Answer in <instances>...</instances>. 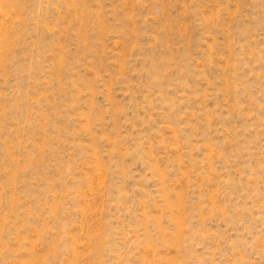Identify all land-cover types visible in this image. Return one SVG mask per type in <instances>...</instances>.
<instances>
[{
  "label": "rangeland",
  "instance_id": "obj_1",
  "mask_svg": "<svg viewBox=\"0 0 264 264\" xmlns=\"http://www.w3.org/2000/svg\"><path fill=\"white\" fill-rule=\"evenodd\" d=\"M0 264H264V0H0Z\"/></svg>",
  "mask_w": 264,
  "mask_h": 264
}]
</instances>
